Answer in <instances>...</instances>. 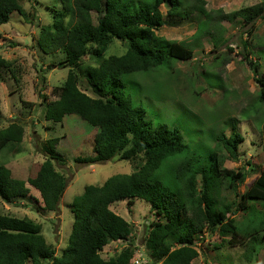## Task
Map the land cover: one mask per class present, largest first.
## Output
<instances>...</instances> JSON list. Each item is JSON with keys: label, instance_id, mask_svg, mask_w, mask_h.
Segmentation results:
<instances>
[{"label": "trees", "instance_id": "trees-1", "mask_svg": "<svg viewBox=\"0 0 264 264\" xmlns=\"http://www.w3.org/2000/svg\"><path fill=\"white\" fill-rule=\"evenodd\" d=\"M24 1L0 0V25L7 24L13 13L26 17L21 6ZM58 1L61 8L51 9V23L38 27L37 47L45 55L64 54L57 66L68 72L64 83L55 90L56 100L46 105L44 119L62 124L66 116L74 115L97 128L93 155L76 158L75 163L93 165L119 157L129 162L133 171L114 175L102 185H87L73 199L69 205L73 225L67 246L60 254L47 243L41 224L0 212V264H135L137 249L131 242L134 226L111 210L113 204L121 201L138 200L153 211L145 237L150 259L147 264H193L200 251L196 237L205 234L217 236L216 251L226 244L236 247L256 241L264 219L259 220L258 228L244 231V223L256 224L244 217L250 212L252 201L262 202L264 209V171L240 196L236 206L235 200L225 201L222 189L238 197L237 189L247 174L225 168V160L215 151L208 155L207 162L195 152L181 158L185 146L178 128L154 125L146 119L145 109L135 106L123 92L127 75L157 71L167 58L192 60L193 47L206 34L212 35V16L222 12L205 11L203 0H152L151 5L142 0ZM163 6L167 7V20H186L198 11L205 16L207 26L194 34L192 43L169 41L158 35L167 22ZM92 12L96 13V24ZM220 17L230 22L241 19L249 28L245 35L252 36L255 23L264 18V3L222 13ZM114 43H119L125 52L105 58L103 55ZM248 46L243 42V50L250 55ZM85 58L96 60V66L85 64ZM248 62L258 73V65L251 59ZM4 73L18 81L13 63L0 57V80H4ZM257 85V99L264 103V76L257 78ZM24 134L25 127L19 122L12 121L0 129V151L20 144ZM260 135L264 139V125ZM243 141L234 129L230 137L222 134L218 138L219 146L233 162L239 161L238 149ZM58 143L59 138L45 143L42 151L46 159L27 181L15 178L0 163V208L3 204L27 201L28 183L39 192L44 213L59 211L67 176L56 168L66 163L56 150ZM163 169L169 171L171 179L163 175ZM241 211L245 215L240 224L236 216ZM112 242L126 245L114 256H103V249ZM250 251L246 255L255 252L252 247Z\"/></svg>", "mask_w": 264, "mask_h": 264}, {"label": "rangeland", "instance_id": "rangeland-1", "mask_svg": "<svg viewBox=\"0 0 264 264\" xmlns=\"http://www.w3.org/2000/svg\"><path fill=\"white\" fill-rule=\"evenodd\" d=\"M142 1L148 5L152 3V0ZM205 3L207 11L230 14L264 3V0H205ZM21 6L26 17L13 13L7 24L0 25V57L13 63L19 81H14L9 73H4V80H0V129L12 121L19 122L25 127V134L20 144L0 151V163L9 168L15 178L27 181L46 159V153L42 151L46 149L45 143L59 138L56 150L66 163L64 166L56 165V168L67 176V188L57 213L42 211V198L28 183L26 186L30 193L27 201L3 204L0 212L41 224L47 243L53 246L56 254H60L67 246L73 225V214L69 209L73 199L81 195L85 186L102 185L114 175L131 173L133 168L119 157L93 165L75 163L76 158L93 155L97 128L74 115L66 116L62 124L45 121V107L56 100L55 90L64 83L68 69L57 66L64 54L45 55L39 51L38 27L50 24L51 9H59L61 5L58 0H26ZM161 9L167 20V7ZM222 13L212 16V35L202 42L206 50L204 54L197 53L195 60L186 62L167 58L157 71L127 75L123 79L126 84L123 92L135 106L145 109L146 119L154 125L178 128L185 146L181 158L195 152L207 162L208 155L215 151L225 160V168L247 174L237 189L238 197L233 196L232 191H221L222 198L227 202L235 200L236 206L240 196L264 171V139L260 135L264 125V103L257 99V78L264 76V18L255 23V31L250 36L245 35L249 28L241 19L230 22L220 17ZM91 17L96 24V13L92 12ZM166 23L158 35L169 41H190L196 26L192 23L172 27L170 19ZM218 37L220 42L216 40ZM243 42L249 43L250 55L243 50ZM212 43L215 46L219 43L218 48L213 49ZM124 52L125 48L114 43L103 56H120ZM250 59L258 65V73L250 66ZM84 63L96 66L94 59L85 58ZM80 86L93 96L84 85ZM241 88H245L244 95ZM233 129L244 139L239 145L237 162L231 161L218 144L220 135L230 137ZM162 173L171 179L169 171L163 169ZM261 203L250 202L247 216L242 211L237 214V222L243 219V215L249 223L256 221L253 225L244 223V231L260 226L259 220L264 219ZM111 210L133 224L131 242L137 249L136 259L142 261L141 264L150 262L145 237L153 216L151 207L138 200L121 201L113 204ZM196 242L200 251L193 264H264V228L258 232L256 241L251 244L246 241L248 245L230 247L226 244L216 251L215 245L219 244L217 236L206 234L196 237ZM125 245L124 242H112L103 249L102 255L114 256ZM251 247L255 252L246 255L251 252Z\"/></svg>", "mask_w": 264, "mask_h": 264}, {"label": "crops", "instance_id": "crops-1", "mask_svg": "<svg viewBox=\"0 0 264 264\" xmlns=\"http://www.w3.org/2000/svg\"><path fill=\"white\" fill-rule=\"evenodd\" d=\"M204 2H205V0H203ZM204 8H205V11H207V9H206V3H205V6H204ZM207 12H209V11H207ZM164 15V14H163ZM164 19H165V17H164ZM167 19V18H166ZM202 19V20H201ZM201 20V21H200ZM206 22V18H205V16L201 13V12H195V13H193V15H191L188 19H186V20H179L178 19V21L177 20H174V19H170V23L172 24V27H176V26H182V25H184V24H192V23H194V24H196V26H195V31H194V33L192 34V36L190 37V41H188L189 43L191 42H193V36H194V34H196V32L201 28V27H203V28H205L206 26H207V24L205 23ZM167 25V23L162 27V28H164L165 26ZM209 27V26H208ZM161 28V29H162ZM206 38H208V35L206 34L204 37H202L200 40H199V42L196 44V43H194V44H196L195 45V47H193V49H194V53H193V59L192 60H195V56L197 55V53H201V54H204V52L206 51L205 50V48H203V44H202V42H203V40L204 39H206ZM218 40H219V42H220V38H218ZM177 42H179V41H177ZM180 42H184V41H180ZM242 45H243V43H242ZM212 46H213V49L215 48L214 47V44L212 43ZM218 46H219V44H217V47L216 48H218ZM191 60V61H192ZM204 65H203V63H201V67H203ZM196 67H198V66H196ZM224 71H226V68H225V70ZM220 72H221V74H222V69L220 70ZM242 80V79H241ZM221 88V87H220ZM242 89V88H241ZM241 94H245V88L244 89H242V91H241ZM242 95V96H243Z\"/></svg>", "mask_w": 264, "mask_h": 264}, {"label": "built area", "instance_id": "built-area-1", "mask_svg": "<svg viewBox=\"0 0 264 264\" xmlns=\"http://www.w3.org/2000/svg\"><path fill=\"white\" fill-rule=\"evenodd\" d=\"M142 261H139V260H135V264H141Z\"/></svg>", "mask_w": 264, "mask_h": 264}]
</instances>
